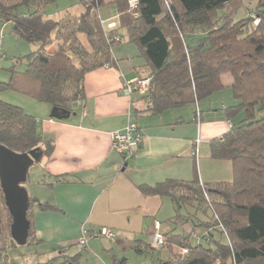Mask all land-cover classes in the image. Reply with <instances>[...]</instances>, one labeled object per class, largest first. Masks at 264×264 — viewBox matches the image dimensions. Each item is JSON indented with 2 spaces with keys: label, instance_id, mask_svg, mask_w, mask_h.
<instances>
[{
  "label": "trees",
  "instance_id": "1",
  "mask_svg": "<svg viewBox=\"0 0 264 264\" xmlns=\"http://www.w3.org/2000/svg\"><path fill=\"white\" fill-rule=\"evenodd\" d=\"M56 1L0 0V24L11 23L17 37L40 43L38 50L26 55L24 70L9 68L10 79L0 80V93L12 89L53 106L84 100L86 74L111 63L123 29L150 68L151 86L142 97L145 112L158 115L196 104L199 119L202 107L226 90L229 102L221 112L229 131L210 142V157L231 162L232 180L205 184L195 170L192 180L167 179L140 189L173 199L177 207L169 219L173 223H187L199 210L211 211L196 224L203 229L201 234L196 226L189 232L163 233L164 247L174 250L165 264H264V0H256L252 8L246 0H139L137 17L128 11V0H115L120 25L108 29L100 13L108 5L106 0H78L83 7L79 14L67 11L53 19L45 10ZM241 10L247 16L238 18ZM252 12L258 24L249 15ZM53 41L56 46L50 51ZM225 76L232 78L230 85L225 84ZM0 145L21 154L39 148L50 156L54 150L53 139L44 137L36 116L1 99ZM70 181L60 175L50 184ZM1 206L8 216L4 222L0 211V264H7L8 242L14 246L17 242L11 235L14 218L0 184V210ZM188 207L195 208L189 220L181 214ZM36 208L57 209L29 201L27 245L39 244L33 223ZM191 238L198 241L192 243ZM141 246L150 252L164 248L153 247L151 241ZM78 256L59 254L34 264L61 258L60 264H73Z\"/></svg>",
  "mask_w": 264,
  "mask_h": 264
},
{
  "label": "crops",
  "instance_id": "2",
  "mask_svg": "<svg viewBox=\"0 0 264 264\" xmlns=\"http://www.w3.org/2000/svg\"><path fill=\"white\" fill-rule=\"evenodd\" d=\"M106 2L117 13L101 16L103 26L108 29L109 23L115 22L118 27L120 14L115 0ZM5 25L0 29V58L6 57L2 53ZM120 34L123 38L112 49L111 63L86 74L84 100L66 106L43 102L29 110L39 119L44 137L54 141L52 154L42 153L31 165L39 164L36 179H40L35 200L31 201L57 207L36 208L33 213L39 241L36 246L47 249L37 252L40 256L79 255L73 264H165L174 250L164 247L142 251L141 245L150 243L157 220L163 233L178 232L179 225L182 229L186 223L169 221L177 213L173 199L145 194L140 187L167 179L189 181L195 170L205 184L231 179V162L210 157V142L229 131V122L221 112L226 102L217 97L202 107L199 119L196 104L158 115L145 112L143 95L126 94L123 84L150 73V68L127 30H120ZM231 83L232 79L225 81L226 85ZM11 96L0 93V99L9 102L13 101ZM134 120L145 138L137 153L126 159L115 150L112 135ZM60 175L71 181L51 185L54 176ZM102 228L112 230L115 238L101 235ZM84 235L87 245L81 247L79 241ZM147 253L154 257L147 259ZM122 258L126 260L123 263Z\"/></svg>",
  "mask_w": 264,
  "mask_h": 264
},
{
  "label": "rangeland",
  "instance_id": "3",
  "mask_svg": "<svg viewBox=\"0 0 264 264\" xmlns=\"http://www.w3.org/2000/svg\"><path fill=\"white\" fill-rule=\"evenodd\" d=\"M246 3L249 8H252L255 6L256 0H246ZM82 10H83V7L81 6V4H79L78 0H57L55 3L49 5L45 11L48 17L53 18V19H60L61 17L64 16V14L67 11L73 14H79ZM116 13L117 12L113 9V7H111V5H107L101 10L102 18H106L107 16L108 17L113 16ZM249 15L253 19L255 24L259 23V18L254 12L250 13ZM245 16H247L246 10H241L237 15L238 18L245 17ZM256 20H258V22H256ZM11 26H12L11 23H7V25H5V28H4L5 37H4L2 53L5 54L6 57L0 58V80H3V81H8L10 79V71H9L10 67H14L15 70H19V71L24 70L27 64L26 55L32 51L38 50L40 47V43L29 42L25 39L17 37L13 33V30H12L13 28L11 29ZM1 27H2V24H0V29ZM55 46H56V41H53V43L49 44L48 49L51 51L54 49ZM224 78L226 82L232 79L230 76H225ZM5 92H8L10 95H13V97L11 96L13 101H10V102L6 101L7 99H1V100L8 102L10 104L16 105V106H20V107H22L21 106L22 104H26L25 105L26 113H29V110L31 112V110H33L34 108L37 109V106L43 103L40 101L38 102V100L30 96H27L16 90L8 89V90H5ZM228 93L229 92L224 90V92L223 91L220 92L217 97L220 99V101L229 102V96L227 97ZM34 100H36L37 102H35ZM22 108L25 110L24 107ZM38 174H39V164L35 163L33 166H31L29 170V175L27 176L28 179L21 183V186L25 189V191L28 194L29 201L35 200V197H34L35 192H37L38 190L37 183L38 181H40V179H36L38 177ZM232 177H233V173L231 175V179H228L227 181L232 180ZM0 211H1L3 221L4 220L6 221V217L8 216L7 210L4 208V206H1ZM194 213H195V208L193 207L184 208L182 209V212H181L182 215L188 217L187 218L188 220H189V217H191L190 214H194ZM210 214H211L210 210L207 213H205L203 210H199L196 213V215L195 216L193 215L192 219L186 223L185 227L181 229V226L179 225L178 232H182L184 230L185 232H189L191 229H193V227L196 226L199 219H202V220L206 219L210 216ZM195 230L197 231V234H201L203 231V229H200V227H197V226ZM215 234H216V237L219 236L217 233ZM191 241L192 243H196L198 240L196 238H191ZM10 243L11 242L9 241L8 246L6 248V253H5L8 256L7 264H34L37 262L42 263V262H47L50 258H54L53 256L59 255L58 253H56V255L55 254L52 255L53 253H51L49 255L43 254L40 256L37 254V252H42L43 250H47V249L43 247H38L35 245H30V244L18 245L16 243L17 245L14 246V245H11ZM202 243L205 246L207 245L206 241H203ZM146 256H147V259L154 257L153 254L151 253H147ZM155 256L159 257L158 254H156ZM61 262H62V258L58 260H53L52 262L48 264H60Z\"/></svg>",
  "mask_w": 264,
  "mask_h": 264
},
{
  "label": "water",
  "instance_id": "4",
  "mask_svg": "<svg viewBox=\"0 0 264 264\" xmlns=\"http://www.w3.org/2000/svg\"><path fill=\"white\" fill-rule=\"evenodd\" d=\"M55 116L61 117L57 114ZM40 155L39 148L31 150L29 153L21 154L4 145H0V184L5 194L6 205L14 218L11 235L18 245L26 244L30 227L26 217L29 197L21 183L27 180L30 166L39 160Z\"/></svg>",
  "mask_w": 264,
  "mask_h": 264
},
{
  "label": "built area",
  "instance_id": "5",
  "mask_svg": "<svg viewBox=\"0 0 264 264\" xmlns=\"http://www.w3.org/2000/svg\"><path fill=\"white\" fill-rule=\"evenodd\" d=\"M138 5L139 0H128V11L134 16H138ZM258 22V20H256ZM115 22L109 23L108 28H114ZM116 40L120 39L115 37ZM152 82V76L147 73L136 77L134 80L125 81L123 84V91L132 95L133 93H138L140 95H146L149 92ZM113 145L115 150L122 154L126 159L133 157L137 151L141 148L145 133L139 128L138 124L135 121H130L123 130H119L113 133ZM100 234L106 236L110 239L115 238V233L108 229L102 228ZM81 247L87 245V237L84 235L80 238ZM151 244L153 247L161 248L165 246L164 234L161 230L160 221H155L154 230L151 235ZM182 253H185L186 250H181Z\"/></svg>",
  "mask_w": 264,
  "mask_h": 264
}]
</instances>
